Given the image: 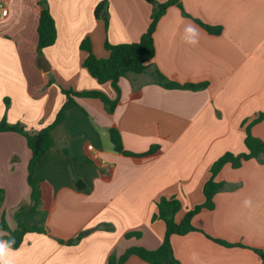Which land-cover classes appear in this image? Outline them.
<instances>
[{
	"label": "crops",
	"instance_id": "crops-1",
	"mask_svg": "<svg viewBox=\"0 0 264 264\" xmlns=\"http://www.w3.org/2000/svg\"><path fill=\"white\" fill-rule=\"evenodd\" d=\"M0 0V122L38 133L52 125L68 98L62 89L104 94L100 99L74 98L52 131L56 147L37 166L47 211L22 217L28 229L22 246L4 254L9 264H109L128 249L158 250L166 226L154 220L157 203L175 198L182 204L175 221L205 202L203 188L211 167L226 153L247 152V127L264 113V0H179L167 9L154 34L156 56L141 75L100 84L84 67L90 40L93 53L107 59L112 45L140 42L158 4L169 0ZM106 2L102 18L95 17ZM44 4L56 23L54 46L38 52V26ZM221 27L211 35L198 24ZM199 28L198 43L183 39L184 27ZM158 73L180 86L167 88ZM120 132L124 150L114 151L110 131ZM264 142V120L253 125ZM92 147V150H90ZM68 151L69 155L65 153ZM32 152L18 133L0 134L2 215L11 230L16 212L32 205L28 183ZM106 169L103 176L97 165ZM216 181L223 189L214 209L192 219L197 231L173 235L181 264H264V155L239 169L225 166ZM81 182L82 190L77 184ZM247 202V203H246ZM87 235L76 245L67 242ZM0 231V241L5 242ZM220 242L226 243L224 245ZM125 264H148L133 256Z\"/></svg>",
	"mask_w": 264,
	"mask_h": 264
},
{
	"label": "trees",
	"instance_id": "trees-1",
	"mask_svg": "<svg viewBox=\"0 0 264 264\" xmlns=\"http://www.w3.org/2000/svg\"><path fill=\"white\" fill-rule=\"evenodd\" d=\"M147 1L150 4L155 5L154 0ZM178 3L179 0H169L164 4H158L156 6V9L154 10L152 16L151 24L147 32L141 38L140 42L120 45H112L109 42H106L105 48L110 53V57L107 59H99L98 57H96L93 53L90 40L84 41L81 45V48L87 51L89 54L84 63V67L100 84L112 82V84L117 89V84L122 78H126L131 74L141 75L145 73L148 69V65L151 61L154 60L156 56L154 34L156 32L158 22L160 21L161 17L164 16L169 7L178 5ZM106 11L107 3L103 2L99 4L95 10V17L98 19H103L106 22V26L108 28V18H102L103 13H105ZM198 24H200V26H202V28L211 35L222 34L221 27H212L203 24L202 22H198ZM38 35L39 54H41L43 50L54 46L57 41L58 33L56 23L50 13L47 4H44L43 10L41 12L38 26ZM158 81L160 85L172 89L183 88L198 90L205 87V85L180 86L175 83L169 82L160 73H158ZM62 92L68 98L66 104L58 114L55 122L38 133L28 132L24 127L20 125H11L5 119L0 122V134L18 133L24 136L27 140L28 147L32 152V158L28 168V183L32 190V205L29 207L22 206L16 212L15 220L18 223V228L16 230L10 229L6 216L2 215L4 192H0V231L5 233L3 240L9 244V249L11 250H18L22 246L27 233H46V231L40 227H35L32 229L26 228L22 222V217L32 214H35L37 217H42L46 214L47 203L45 197L48 192L43 184L36 179V168L42 162L45 156L56 147V143L51 136V131L62 122L65 116V112L74 105V98L100 99L104 102V104H106L109 111H113L116 106L115 102H111L104 94L98 92L77 93L73 90L65 89H62ZM263 120L264 113H260L258 117L247 127L245 139L247 148L246 153L238 155L233 153H226L213 164L210 171L211 177L203 188L205 202L202 205H199L193 210L189 211L180 223H177L175 221L176 215L182 209V204L179 200L175 198H163L157 203V213L154 215L153 219L163 221L166 226V235L161 247L158 250L150 251L142 247H133L128 249L120 258H116V256L112 255L109 259V264H125L126 261L133 256L140 258L142 261L148 264H181L174 255L173 247L171 244V237L173 235L185 236L191 232L197 231L196 228L192 225V219L194 218V216L205 209H214V197L223 189V184L217 182L216 178L225 166L230 165L233 169H239L243 166L244 162L252 159H257L261 155H264V142L254 137L251 132L252 126L261 123ZM110 138L114 147V151L128 157L145 158L154 156L159 152L156 148H152L148 153L141 155H134L126 152L124 150L121 134L116 129H112L110 131ZM65 153L69 155L68 151H65ZM80 161L97 165L102 175H107L106 169L101 168V166L95 161ZM86 235L87 232H83L79 234L75 239L67 242V244L76 245ZM220 243L228 245L223 242ZM255 251L264 260V252L260 250Z\"/></svg>",
	"mask_w": 264,
	"mask_h": 264
},
{
	"label": "clouds",
	"instance_id": "clouds-1",
	"mask_svg": "<svg viewBox=\"0 0 264 264\" xmlns=\"http://www.w3.org/2000/svg\"><path fill=\"white\" fill-rule=\"evenodd\" d=\"M199 31L198 26L189 23L183 29V39L190 45H196L198 43ZM8 249L9 244L7 242L0 241V264H9V261L2 258Z\"/></svg>",
	"mask_w": 264,
	"mask_h": 264
},
{
	"label": "built area",
	"instance_id": "built-area-1",
	"mask_svg": "<svg viewBox=\"0 0 264 264\" xmlns=\"http://www.w3.org/2000/svg\"><path fill=\"white\" fill-rule=\"evenodd\" d=\"M0 10H1L2 16H7L8 11L2 5H0ZM90 150H92V147H90Z\"/></svg>",
	"mask_w": 264,
	"mask_h": 264
},
{
	"label": "water",
	"instance_id": "water-1",
	"mask_svg": "<svg viewBox=\"0 0 264 264\" xmlns=\"http://www.w3.org/2000/svg\"><path fill=\"white\" fill-rule=\"evenodd\" d=\"M81 182H79L78 184H77V187H78V189L79 190H82V188H81V184H80Z\"/></svg>",
	"mask_w": 264,
	"mask_h": 264
}]
</instances>
